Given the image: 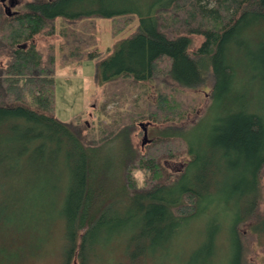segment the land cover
I'll list each match as a JSON object with an SVG mask.
<instances>
[{
	"label": "trees",
	"instance_id": "1",
	"mask_svg": "<svg viewBox=\"0 0 264 264\" xmlns=\"http://www.w3.org/2000/svg\"><path fill=\"white\" fill-rule=\"evenodd\" d=\"M2 3L0 162L16 167L28 151L62 149L66 249L60 264H90L97 230L112 219L121 223L113 212L135 207L122 224L142 223L130 238L138 244L152 240L154 223L216 208V173L224 171L237 173L229 186L237 207L227 223L232 264H252L248 253L264 236V0H27L10 14ZM102 17L112 21L114 36L134 19L135 29L104 52L89 49L95 37L78 26L93 30ZM41 34L63 39L64 64L96 62L105 86L96 125L88 127L79 115L70 122L54 117L56 59L52 48L47 55L38 49ZM193 35L202 40L192 49ZM208 80L216 119L200 155L187 128L176 132L173 124L196 112L205 97L197 89ZM138 122L167 126L134 145ZM182 155L187 160L178 174L165 166L164 159ZM128 250L132 262L150 254L145 245Z\"/></svg>",
	"mask_w": 264,
	"mask_h": 264
},
{
	"label": "rangeland",
	"instance_id": "2",
	"mask_svg": "<svg viewBox=\"0 0 264 264\" xmlns=\"http://www.w3.org/2000/svg\"><path fill=\"white\" fill-rule=\"evenodd\" d=\"M26 1L3 0L2 4L8 7V11H13L21 10ZM130 1L133 4L140 2ZM93 22V30L89 24L78 26V30L84 31L86 28V36L92 33L96 44L88 48H96L100 52L112 48L118 39L133 32L136 24L135 19L131 20L121 33L114 36L112 21L109 18H97ZM191 39L192 49L202 40L196 35L191 36ZM35 42L44 55L50 52V48L55 54L54 117L61 122H70L75 115H79V120L85 121L88 127L96 125L105 87L97 81L99 73L96 62L86 60L81 64H64L60 46L63 39L57 34L38 35ZM3 63L4 58L0 57V65ZM211 83V80H208L197 89L203 91L205 97L196 112L173 124L176 132L187 128L185 133L193 144L198 146L200 155H203L205 150L208 151L209 129L216 119V106L211 107L207 97ZM115 89L112 88L110 92ZM260 96L264 99V93L261 92ZM112 106L114 105L110 104L107 108ZM140 123L145 126L147 142L167 126L138 122V128L132 135L135 138L132 141L134 145H141L142 142L143 130ZM62 152L58 147L28 151L16 167H12L6 160L0 162V264H60L66 249L65 221L61 206L67 169L62 161ZM105 152L116 154L114 150H104ZM186 160L187 157L182 155L176 159H164L163 162L170 171L178 174ZM199 163L200 161L196 163L192 171ZM236 175L237 173L225 171L216 173V188L213 187L216 208L212 206L207 212H200L177 222L169 219L154 223L156 234H153L152 240L141 239L136 244V241L130 238L142 231V223L133 222L126 226L122 224L124 217L136 214L135 207L132 211L113 212L111 216L115 218L120 215L121 223L112 219L97 230L94 249L96 255L91 257L90 264H115L119 261L124 264H232L234 237L227 223H231L237 211L235 198L229 192V186L233 184ZM138 181H141L140 175ZM228 198L232 199L228 201ZM216 225L220 229L213 247L210 242L212 235L214 237L216 234ZM93 243L94 241L90 243L89 252L93 251ZM144 245L150 250L146 261L138 258L132 262L125 253L128 246L130 252ZM248 256L252 264H264V236L253 242Z\"/></svg>",
	"mask_w": 264,
	"mask_h": 264
},
{
	"label": "water",
	"instance_id": "3",
	"mask_svg": "<svg viewBox=\"0 0 264 264\" xmlns=\"http://www.w3.org/2000/svg\"><path fill=\"white\" fill-rule=\"evenodd\" d=\"M4 8H5V11L7 12V14H10V12L8 11L9 10L8 7H6L4 5ZM140 126L143 130V138H142V142H141V145L143 146L148 141V138H147V132H146L145 126L142 123H140Z\"/></svg>",
	"mask_w": 264,
	"mask_h": 264
}]
</instances>
